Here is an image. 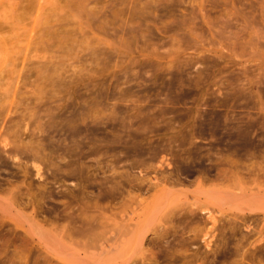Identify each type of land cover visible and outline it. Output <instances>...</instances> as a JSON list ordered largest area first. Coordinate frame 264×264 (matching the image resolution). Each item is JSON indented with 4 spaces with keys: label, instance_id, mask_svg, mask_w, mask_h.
Wrapping results in <instances>:
<instances>
[{
    "label": "rangeland",
    "instance_id": "obj_1",
    "mask_svg": "<svg viewBox=\"0 0 264 264\" xmlns=\"http://www.w3.org/2000/svg\"><path fill=\"white\" fill-rule=\"evenodd\" d=\"M263 78L264 0H0V134L42 156V180L33 172L31 186L19 183L22 176L14 183L30 202L25 212L46 228L64 222L58 212L68 205L87 206L96 219L118 218L122 201L153 198L156 189L140 185L154 178L159 188H188L191 197L208 171L264 169ZM11 172L0 167V178ZM188 178L190 185L173 184ZM217 215L210 249L205 230L184 244L190 236L179 231L167 238L178 243L174 251L164 253L167 242L148 246L147 264H264V250L255 251L264 222L226 243L228 220ZM34 234L41 230L0 221V264H54Z\"/></svg>",
    "mask_w": 264,
    "mask_h": 264
},
{
    "label": "bare ground",
    "instance_id": "obj_2",
    "mask_svg": "<svg viewBox=\"0 0 264 264\" xmlns=\"http://www.w3.org/2000/svg\"><path fill=\"white\" fill-rule=\"evenodd\" d=\"M41 7H40V9H41ZM36 12H37V10H36ZM38 20L39 19H37L36 22H38ZM51 114H52V112H51ZM7 116H8V114H7ZM48 116H50V115H48ZM257 118L259 119V116ZM13 120H14V118H13ZM7 121L10 122V119ZM49 121H51V120H49ZM14 123H15V121H14ZM16 123H18V122H16ZM53 123L54 122H52V124ZM70 123H72V122H70ZM34 124H37V122ZM67 125H68V123H67ZM119 125H122V124H119ZM70 126H71V124H70ZM70 126H66V127L69 128ZM125 126L127 127V125H125ZM50 127L51 126H49V128ZM17 128H18V126H17ZM51 128H50V130H53ZM7 129H9V128H7ZM40 129L41 128H39V130ZM262 129H264V128H262ZM136 130H137V128H136ZM45 131L42 128V132L47 133V129ZM17 132H15V133H17ZM15 133H13V134H15ZM146 134H147V132H146ZM1 135L2 134H0V167L15 168L16 172H14V173L11 172L12 177H10V178H4V179L0 178V221L2 223L11 222L16 227L38 228L39 230H41V234H38V235L34 234L33 235L34 242L40 244L45 249V251L47 252V254L50 257L49 260L54 261V264H127V263L128 264H147V259H148L147 251L149 248H152V246L150 247V244H152L154 247L158 246V247H155L158 249L159 247L165 245L164 242H167L166 243L167 245L164 246L165 248H167L164 253H166L167 250H170V251L173 250L174 251V249L176 248V247L174 248V245L176 246V244H178V243L172 245V242L175 240H173L171 242L167 238L170 235L177 234L179 231H181L182 233H188L190 236L189 238H186V239L183 238L182 240L179 241L180 244L181 243L184 244V243H187L188 241H192V239H195L201 231L205 230L203 239L206 243V247L210 249L211 243H212L211 237L214 235V234L212 235V231H213V229H215L216 223L218 220L217 214L226 215L227 220H228L227 225L226 224L223 225L222 226L223 229L221 231L223 242H226V243H228L230 237L235 238V237H238V235H241L240 238H244L245 236L250 235L252 233L251 230L254 227V226L252 227L254 222H258V221L264 222V169H261V168L257 169L258 168L257 167L256 169H253V168L248 169L247 172L232 171V170H227L224 168L217 171V169H216V174L214 175V177H212L209 174V171H208V173H203L202 175L199 174L200 175L198 178L199 187L191 193V194H193V196H191V197L189 196L190 192H189L188 188L180 189L177 187L179 190L175 189L174 187L168 188L167 186L159 188L160 181H158L157 178H154L155 182H152L149 186H147L148 188L145 189L144 185L142 186L143 183L140 185V189L144 190L146 193L148 191H150L151 189H156L155 194L153 195V198L151 200H145V201H142V202H139L136 204L127 202L125 200L122 201L119 205V208H118V213H119L118 218L105 216L102 219H96V218H93V217L87 215V206L75 207V206L68 205V206H64L60 210V212H58V210H57V212L59 213L58 218L64 220V222L55 221V222H52L50 228H46L45 224L37 219L36 214L34 212H32L30 214H28V212L27 213L25 212L24 208L30 202L24 203L22 201V193H23L22 188H21V186L16 185L14 183V181L16 179L15 177L22 176L23 178L19 180V183L31 186V183H28L27 181L30 178L32 179L33 172H34L36 178L38 177L39 180H42L45 175L41 171V166L37 164L38 161L36 160L37 157L41 158L42 156L37 155L40 153L39 152L36 153L37 151L32 146L20 144L18 141L19 138L17 139L16 136H15V139H17L18 142H16L14 139H13V141L8 140L7 138H5L3 136L1 137ZM245 135H247V133ZM263 136H264V134H263ZM261 138H262V135H261ZM35 139H36V137H35ZM103 140H105V139H103ZM250 141L251 140H249V142ZM74 142H75V140H74ZM84 142H87V140ZM49 143H51L50 140H49ZM52 143H54V142H52ZM171 143H172V141H171ZM65 144H67V143H65ZM76 144H78V143H76ZM43 145L45 146V144H43ZM250 145H252V144H250ZM72 149H74V147ZM239 149H241V148H239ZM263 150H264V148H263ZM263 150H261V151H263ZM259 154H260V152H259ZM253 155H255V154H253ZM198 156H197V158H198ZM23 157H25L26 159L27 158L34 159L35 161H32V163H31L32 166H29L28 161H27L28 159L26 161H23V160H25ZM193 157H195V156H193ZM21 158H23V159H21ZM187 160L189 161L188 156H187ZM187 160H186V162H187ZM74 161H76V160H74ZM218 161H217V163H218ZM192 162H193V159H192ZM137 163H138V161H137ZM52 164H53V166H52ZM52 164H51V166L54 167L55 166L54 163H52ZM107 164H108V162H107ZM196 164H197V162H196ZM209 164H210V162H209ZM238 166H239V164H238ZM70 167H71V165H70ZM54 168H56V167H54ZM59 168H62V166ZM203 168L204 167H202V169ZM73 169H74V167H73ZM4 171L5 170H3V172ZM56 171H54V172H56ZM71 172H68V173H71ZM44 173H45V171H44ZM54 174H56V173H54ZM75 174L76 173H74V175ZM188 174H186V175H188ZM56 175H58V174H56ZM13 176H14V179H12ZM75 176H77V175H75ZM156 176L157 175H155V177ZM167 180H168V178H167ZM182 180H176L173 182V184L185 186V185H190L191 183H193V180H190V179L187 180V182L184 180L182 181ZM32 181H34V180H32ZM46 181H47V179H46ZM54 181H56V180H54ZM207 181H212L213 184L210 186H206L205 183H207ZM37 183H39V182H37ZM93 183L95 184V182H93ZM42 184H44V183H42ZM91 184H92V182H91ZM139 184H140V182H139ZM56 185H58V184H56ZM38 186H39V184H38ZM96 186H98V185H96ZM192 188H191V190H192ZM50 190H52V188H50ZM46 193H48V191ZM108 193L110 196L114 197L117 192H116V189L113 188V189H110L108 191ZM17 197H19V201L17 200ZM54 197H56V196H54ZM80 197H79V199H80ZM85 197H87V195ZM102 197H103V195H102ZM174 197H178L180 199L179 203L176 204L173 208H168V210H167L165 207L166 203H168L169 200L174 198ZM48 199H50V198L48 197ZM50 200H52V202H53L52 198ZM68 200H70V199H68ZM172 201L174 202V200H172ZM50 206L51 205H49V207ZM51 208L47 209V210H51ZM57 209H60V208H57ZM55 211H56V209H55ZM57 212L55 214H57ZM50 213H52V212H50ZM155 214H159L160 217L158 218L156 225L154 227H152V226H150V224L152 223V222L150 223V220L153 218V216ZM156 218H157V216H156ZM154 220H155V218H154ZM209 222H211L212 225L209 226L210 225L209 224L208 225L209 227L207 228L206 226ZM254 229H256V228H254ZM244 230L247 231V233H244L243 232ZM191 234H192V236H191ZM179 235H181V233ZM184 237H186V236H184ZM212 238H215V237L213 236ZM260 241H262V244L256 246L255 251H259V250L263 251L264 250V235L261 237ZM226 243H225V245H226ZM229 244H231V243H229ZM148 246H149V248H148ZM213 246H214V244H213ZM226 247H227V245H226ZM157 249H155V250H157ZM183 249H182V252H183ZM33 250H34V248H33ZM163 250H164V248H163ZM232 250L235 251V249H232ZM178 251H179V249H178ZM178 251L176 250L175 252H178ZM160 253H163V252H159V254ZM164 253H163V255L166 256V254H164ZM160 256H161V254H160ZM169 256L171 257V255H169ZM161 258H163V257H161ZM159 259H160V257H159ZM165 259H163V260H165ZM171 259H173V258L171 257Z\"/></svg>",
    "mask_w": 264,
    "mask_h": 264
}]
</instances>
